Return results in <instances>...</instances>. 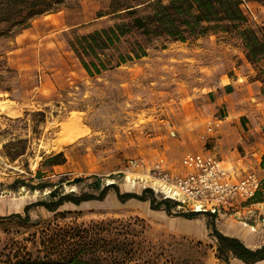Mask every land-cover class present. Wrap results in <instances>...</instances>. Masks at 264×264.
<instances>
[{
	"label": "rangeland",
	"instance_id": "374dc122",
	"mask_svg": "<svg viewBox=\"0 0 264 264\" xmlns=\"http://www.w3.org/2000/svg\"><path fill=\"white\" fill-rule=\"evenodd\" d=\"M250 6L254 16L247 24L259 29L264 5ZM109 10L110 0H67L59 10L36 17L29 27L0 36V252L15 251L23 244L33 247L32 238L40 240L48 225L119 218L138 232L140 263L225 264L209 235V216L171 215L136 198L121 202L113 189L103 199L63 204L58 211H68L65 216L40 205L30 210L31 221L8 216L26 215L27 204L47 197V188L10 186L17 178L36 175L42 152L63 150L67 158L44 178H85L76 184L65 182L63 192L97 193L94 181L99 177L103 184L115 182L120 191L141 193L138 183L131 188L124 185L127 175L137 176L138 168L127 167L130 160L150 165L163 157L176 170L186 153L177 144L199 143L201 135L211 139L209 121L220 119L221 130L225 124L264 125V96L259 93L261 83L254 79L256 67L246 59L234 31L208 32L187 41L158 38L146 44L145 56L90 77L66 38L71 31L82 34L111 24L116 18L106 14ZM133 39L127 37L120 50H127ZM225 90H229L226 97ZM40 110L44 120L34 114ZM18 138L30 139L28 153L12 161L4 144ZM257 218L264 214L253 209L238 220L252 229L248 225ZM226 221L235 222L227 217L215 222L224 227ZM255 236L251 247L263 244ZM230 264L247 263L230 258Z\"/></svg>",
	"mask_w": 264,
	"mask_h": 264
},
{
	"label": "trees",
	"instance_id": "16d2710c",
	"mask_svg": "<svg viewBox=\"0 0 264 264\" xmlns=\"http://www.w3.org/2000/svg\"><path fill=\"white\" fill-rule=\"evenodd\" d=\"M243 1L110 0V10L106 14L114 16L116 20L82 34L71 31L72 36L66 40L86 73L95 78L104 71L145 56L146 44L155 39L187 41L208 32L234 31L240 38L246 59L256 67L254 79L261 83L260 94L264 96V64L260 65L264 60V24L259 29L247 24L248 17L241 5ZM246 1L264 5V0ZM66 2L67 0H0V36L15 29L29 27L36 17L57 11ZM102 15L101 13L98 16ZM129 36L134 37L129 48L125 51L120 50L119 45ZM26 114L30 112L27 111ZM34 114L41 115V120L45 119L42 110L35 111ZM29 141V138L9 140L4 144L5 155L12 161L26 155ZM66 160L63 150L49 154L42 152L36 175L29 179L17 178L10 186L16 190L21 187L32 190L47 188V197L27 204L26 215L17 212L8 216L31 221L30 210L39 205L65 216L68 211H58L63 204L103 199L108 191L113 189L121 202L136 198L148 201L152 209H163L171 215L187 218L201 214L209 216L211 219L207 222L209 235L215 241L217 257L225 264H230V258L247 264L264 259V243L250 247L239 237L219 230L214 214L178 208L177 201L164 198L150 187L142 188L141 193L120 191L115 182L103 184L100 178L96 177L94 187L97 193L63 192L65 182L76 184L85 179L82 176L68 179L64 175L57 181L44 178L46 172H53L54 166L64 164ZM260 166L264 173V153ZM35 178L39 180L35 181ZM124 185L131 188L125 183ZM253 202H264V174ZM126 221L109 218L90 224L66 222L48 225L41 233L40 240L32 238L33 247L23 244L15 251L13 248L8 253L0 252V264H156L151 260L138 262L142 254L136 245L138 232L132 227L131 222Z\"/></svg>",
	"mask_w": 264,
	"mask_h": 264
},
{
	"label": "built area",
	"instance_id": "2783aa9c",
	"mask_svg": "<svg viewBox=\"0 0 264 264\" xmlns=\"http://www.w3.org/2000/svg\"><path fill=\"white\" fill-rule=\"evenodd\" d=\"M250 3L244 0L241 4L248 18L254 16ZM220 121L218 118L209 121L210 134H214ZM127 165L138 168L132 179L143 188L150 187L164 198L177 201V207L183 210L214 214L216 220L240 214L257 203L253 199L262 184L257 172L226 166L210 149L186 152L176 170L168 168L163 158L150 165L142 160H130Z\"/></svg>",
	"mask_w": 264,
	"mask_h": 264
},
{
	"label": "crops",
	"instance_id": "0c3cea01",
	"mask_svg": "<svg viewBox=\"0 0 264 264\" xmlns=\"http://www.w3.org/2000/svg\"><path fill=\"white\" fill-rule=\"evenodd\" d=\"M227 92H229V90H225L222 96L225 95L224 97H226ZM254 128H248L247 126H243L241 124H225L222 126V130L220 129V126L215 130L216 133L211 136V139L207 137L204 138V136L201 135L199 143L196 142L195 144H191L189 141H185L184 144L183 141H180L182 146L177 144V149L182 148L183 152L203 151L205 149H210L218 154L219 158L226 166L233 165L242 170H252L257 172L262 177L264 173L260 166V162L264 153V125L257 124L254 126ZM217 133H220V136H218ZM197 138L198 137L195 139ZM152 163L153 161L151 164ZM253 209L254 211L258 209V214H264V202L254 203L249 208L243 210L240 214L236 213L227 217V219H234L235 222L230 221L228 223L226 221L223 224L224 227H220L218 223H216V225L223 233L239 237L250 247L253 246L251 244H253L255 240L258 239V237L255 236L256 234L259 235L260 239L263 240L258 242L264 243V218L254 219V221L256 220L255 224L253 223L248 225L250 228L256 230V234L251 232L252 229L241 226L239 222L243 221L238 220V218H240L242 215L244 217L247 213H249V211ZM190 221L191 223H195L192 220ZM243 223L245 224V222ZM262 260L264 259L258 260L254 262V264H257Z\"/></svg>",
	"mask_w": 264,
	"mask_h": 264
},
{
	"label": "bare ground",
	"instance_id": "6f19581e",
	"mask_svg": "<svg viewBox=\"0 0 264 264\" xmlns=\"http://www.w3.org/2000/svg\"><path fill=\"white\" fill-rule=\"evenodd\" d=\"M125 184L129 185V186H134L135 185V181L128 175L125 179Z\"/></svg>",
	"mask_w": 264,
	"mask_h": 264
}]
</instances>
